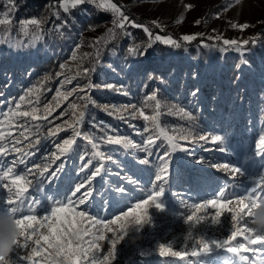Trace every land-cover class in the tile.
I'll return each mask as SVG.
<instances>
[{
	"label": "rangeland",
	"instance_id": "obj_1",
	"mask_svg": "<svg viewBox=\"0 0 264 264\" xmlns=\"http://www.w3.org/2000/svg\"><path fill=\"white\" fill-rule=\"evenodd\" d=\"M14 2L15 0H0V122H3L0 123V130L6 133L11 132L13 138L20 139L22 143L17 147H22L24 151L34 153V155L26 157V160L29 161L28 167H32L33 164H40L43 167L44 164L49 163L45 156L55 151L54 143H62L63 139L71 137L72 130L70 128L66 129L56 137H49V142H42L36 147H28V141L19 135L23 131L21 125L25 121L28 125L33 126L37 123L46 125L42 128V132L46 134L47 128L54 126L49 125L48 121H53L55 117L66 110L63 120H70L73 110L68 105L72 102L79 105L82 102L77 100L75 96L70 97L68 101H63L61 107L54 111L47 120L32 121L27 117L12 115L16 111L15 105L20 103L19 97L25 95L27 90L31 88L39 89V92L26 96V101L32 100L33 103L31 105L27 102L21 103L19 111H30L31 107H38L42 110L49 103L54 105L53 96L60 85V80L63 79V77L56 78L50 88V86L43 85L39 79L32 76L35 72L33 67L37 62V58L44 55L42 53L44 49L48 51L49 44L44 39H42L43 42L33 43L40 40V38L37 37L35 31H31L28 27L16 26L15 31L9 30L12 22L10 20L11 14L8 11L14 6ZM111 2L117 6H122L121 11L128 17H131L130 14L142 21L143 25L148 28H154L155 31H152L153 36L156 34L171 36L182 44L188 43L181 39L183 35H196L197 38L192 41L200 40V52L204 50L211 53L216 52V54L214 56L215 60H211L214 63L212 67L198 69L194 65L190 66L192 65L191 61L185 62L169 58L159 65L161 68L166 64L169 65V68L171 67L167 77L172 79L171 84L175 85L173 88H176L179 94L186 93L184 98L186 102L181 103L182 101L178 102L168 94L158 92L157 98L162 102L158 117L160 128L169 135H176L177 137L191 129L197 137V142L189 145L188 141L177 140L182 146L190 147L191 151L190 154H186L178 150L172 154L170 183L165 186L166 191L160 197V202L164 205L163 209H156L154 205H150V223L138 229L135 228L134 221L130 217L127 228L128 235L124 240L117 243L115 258L110 259L108 264H244L238 256L230 253L226 248L213 246L209 253H202L195 258L189 257L187 260H180L178 257L161 256L158 245L160 243H171L174 249L184 250L183 246L188 243L187 250L191 251L192 242H186L184 239L190 228L195 237L204 238L208 241L226 239L232 227L229 213L225 212L218 224L212 223L209 219L195 227L185 223L186 215L191 213L194 205L216 199L221 193H224L225 197L232 198L245 194L253 186L254 181L264 173V157H257L254 152L260 135L264 134V60L258 58V68H250L245 63L240 65L239 72L243 74L244 71H250L253 79L248 80V78L241 76L234 81L235 84H231L229 79L224 80L220 76L222 69L221 60H218V56L222 51L217 52V49L229 48L222 44V39L241 41L259 37L255 44L259 45V49H264V0H111ZM104 4L105 0H95V3L89 2L77 6L76 12L83 17L97 15L102 11L110 16L103 21V25L97 30L79 32V36L69 43L68 59L64 62V64L68 63L67 68L64 70L67 75H74L78 64L81 69L86 68L88 65L94 66L100 63L104 50L116 37L118 28L114 29L111 35L108 33L109 29L114 28V14L106 9ZM189 5L190 8L186 7ZM68 8L69 11L64 12L69 15L73 10L70 3ZM153 21L158 22L159 27ZM196 21H200V23L197 24ZM232 24H248L249 27L240 30L238 27L233 28ZM129 27L122 31L128 30ZM15 33L20 34V36ZM216 37L222 39L217 40ZM99 38L103 39L99 44L98 55H95L97 49L89 47V44ZM78 45L79 47H77ZM246 46H244L243 53L238 51V53H224L227 55L233 54L234 56L239 54L241 59L246 60L252 53V49ZM166 47L165 55H167V51L169 55L172 50L183 49L171 45ZM73 52L76 53V60L72 59ZM86 53L93 55H85ZM38 54L40 56L37 57ZM110 57H116L114 60L117 61L115 63V61L107 59L109 62L107 65L112 70L106 83L85 82L84 78L79 77L83 82L75 79L62 89V91H67L77 87V85L81 88L86 85H114L113 89L105 87L88 89L96 105H109L113 115L106 114L102 107L89 105L84 122L78 126L79 130L82 133L99 137L104 135V131L94 127L90 122L93 120L96 123L103 122L102 127L109 135L120 138L126 137L135 145L125 149L122 144L100 143L99 151L105 153L104 169L92 181L93 196L91 200L85 208L82 205L77 206V211L85 210L91 217L99 218L104 223L115 219L122 212L134 209L136 203L147 199L153 191L155 176L159 171V162L154 157L151 165L139 164V160L146 155L142 150L146 137L150 134L156 136L159 131L157 128L152 127L151 121L146 122L139 115V110L142 109L145 115H154L155 102L147 101L146 97L153 92H157L158 88L155 84L150 93L142 92L137 97L132 96L125 80H117L116 76L118 67L131 72L129 64L126 65L123 58L122 60L115 55ZM246 61L251 65L250 61ZM159 66H155V63L152 62L140 63L136 71ZM179 67H183L184 70L178 71ZM196 89L199 90L197 95L192 96L191 93ZM123 92H127L128 95H124ZM37 94L40 98L39 104L35 103ZM80 94L83 95V93ZM160 94L165 96L161 97ZM93 95L96 97H93ZM98 95H101L102 99H97ZM229 95L232 100L228 103L226 98H229ZM131 104H135L136 109L123 107ZM146 104L149 106H145ZM174 105L176 107H173ZM111 106H117L119 111L112 109ZM180 108L190 112L193 118H185L183 113L179 111ZM10 109L11 111H9ZM189 109L193 110L190 111ZM133 112H135V116L131 115ZM2 114L8 115L11 119L10 124ZM37 115H40V113H37ZM196 115H199V117L200 115L205 116L207 122L200 124ZM120 116H123L124 119H120ZM194 118L195 120H193ZM62 122L61 119L54 120V124ZM146 124L150 131L144 133L143 136L139 135L138 130L143 131ZM200 134L209 136L223 134L226 137L225 146L227 151H218L217 149L221 145L213 144L211 139L206 142L198 141ZM35 138L28 137L31 140ZM4 142L6 141H0V143ZM156 144L158 147L153 148V152L163 153L168 150V144L163 137L157 139ZM37 148L39 151H37ZM73 149L74 153L71 154L72 157H70L64 171L51 183L44 186V192L36 193L35 190L29 188L31 197L28 202L31 203L32 199H38L40 202L39 209L35 213L38 217L50 214L52 201L49 197L63 199L84 177L85 173L79 172V164L81 163L79 156L87 152L89 154L88 158H91L90 154L93 150L86 140L79 137L76 138ZM109 154L112 156L111 160L107 159ZM19 155V153L9 152L4 158L3 163L8 167H13V173H10V177L25 173V165L17 163L13 166L11 163ZM200 158L209 163H197ZM59 162L56 161V164ZM225 162L241 168V174H231L211 166L212 163L221 164ZM99 163H101L100 160L93 162L94 165ZM52 168L54 169L55 165ZM51 170L49 169V171ZM26 179L32 180L33 184L35 183L32 175L27 176ZM131 180H136L137 183L133 184L130 182ZM9 182V180L4 181V183ZM119 188H123L125 191L123 193L116 191ZM4 194H6V190L5 193L0 191V211L5 207L3 203ZM216 210V208L210 206L208 209L203 210L202 214H206L210 218ZM90 224L91 220L86 218L84 227L87 228ZM97 227L106 237L104 241H99L100 249L96 252V257L99 258L108 255L111 248L109 238H115L120 229L118 225L111 226L114 231H104L102 224ZM40 231L46 233L47 230L42 228ZM85 239H88V237H85ZM237 242L246 243L242 237H237L233 241V245ZM34 246L31 245L28 249H20V255H28L31 247ZM251 247L256 248L259 246L252 245ZM242 254L249 257L253 256L251 251ZM21 264H27V262L21 261ZM36 264H42L39 257L36 258Z\"/></svg>",
	"mask_w": 264,
	"mask_h": 264
},
{
	"label": "snow or ice",
	"instance_id": "obj_2",
	"mask_svg": "<svg viewBox=\"0 0 264 264\" xmlns=\"http://www.w3.org/2000/svg\"><path fill=\"white\" fill-rule=\"evenodd\" d=\"M89 2L95 3V0H63V3L60 4V8L63 11L68 12L69 3L74 8ZM104 7L114 14V28L108 30L109 35H111L116 28L124 30L128 26H131L134 28H143V31L149 37L148 43L143 49H141V46L138 44L130 47L128 50L130 56L135 57L137 55H146L147 48L152 47L153 40L162 42L164 45H171L176 48L181 47V44L171 36H161L159 34L153 36V33L146 25L137 24L135 21L131 20L121 11L122 6H117L115 3H112L111 0H105ZM186 7L190 8L191 6L189 5ZM56 15L58 16L59 12H57ZM24 23L31 24L39 29L42 26L43 21L38 18H32ZM153 23L159 27L158 22L153 21ZM196 23L199 24L200 21H196ZM59 27L60 26H57V30H59ZM232 27H238L240 30H244L249 27V25L232 24ZM127 35L130 36L131 33H127ZM196 38V35H183L181 37L185 42H190ZM102 39L103 38H99L97 41L89 44V47L97 49L95 55H98V48ZM216 39L221 40L222 38L216 37ZM257 39H259V37L243 39L241 41L236 39H222V44L229 48L234 47L235 50L243 53L244 46L249 45L250 43H255ZM77 47H79V45ZM85 55L93 54L86 53ZM72 59H77L75 52H73ZM242 63H247V61L242 60ZM59 67L61 71L56 75L57 78L63 77V79L60 80V85L57 87L53 96V101H55L54 105L49 103L45 105L42 110L38 107H31L30 111H19L21 103L27 102L29 105L33 103L32 100L26 101V96H31L39 92V89L31 88L27 90L25 95L19 97L20 103L15 105L16 111L12 113L13 116L27 117L32 121L47 120L54 111L61 107L62 102L68 101L70 97L75 96L77 100L82 102L79 105L75 102L68 105V107L73 110L71 112L70 120H63V117L67 112L66 110L54 118V120L61 119L63 121L62 123L54 124V120L48 121L49 125L54 126L48 127L46 134L42 132V128L46 127V125L40 123H37L34 126L28 125L27 121L21 125L23 131H21L19 135L28 141V147H36L42 142H49V137H56L61 131H65L66 129L70 128L72 130L71 137L63 139L62 143H54L55 151L45 156V159H47L49 163L44 164L43 167H41L40 164H33L32 167H28L27 165L29 161L26 160V157L34 155V153L24 151L22 147H17L22 141L13 138L11 132L6 133L5 131L0 130V141H6L0 143V191L5 193L6 190V194H4L3 198L5 207L0 211V216L12 219L20 233L7 261L0 260V264H21V261L27 262V264H36L37 257L41 259L42 264H108L110 259L115 258L117 243L124 240L128 235L127 228L130 223L129 218L131 217L132 221H134L136 229L142 228L150 223V205H154L156 209H163L164 205L160 202V197H162L166 191L165 186L170 183L172 154L178 150L186 154H190L191 151L190 147L182 146L177 140L188 141L189 145L197 142V137L193 134L191 129L177 137L176 135H169L166 131L160 128L158 117L160 115L159 109L162 107V102L157 98L156 92L151 93L146 97V100L155 102L154 115H145L142 109L139 110V115L142 116L146 122L151 121L152 127L157 128L159 131L156 136L150 134L146 137L142 148L146 155L143 159L139 160V164L145 166L151 165L153 157L159 162V171L155 176L153 191L148 195L147 199H143L139 203H136L134 209L122 212L120 215L116 216L115 219L106 223L99 218L91 217L85 210L77 211V206L82 205L85 208L87 203L91 200L93 196L92 181L95 177L99 176L102 169H104L103 160L105 159V153L99 151L100 143L103 142L114 145L122 144L125 149L134 147L135 145H133L132 141L126 137L120 138L109 135L102 127L103 122L96 123L94 120L90 122L94 127L104 131V135L102 136L94 137L88 133H82L79 130L78 126L84 122L89 105L102 107L106 114L113 115V111L110 110L109 105H96V102L92 99L88 89L99 87L113 89L115 86L112 84L86 85L81 88L77 85L75 88L62 91L65 85L71 84L73 80L77 79V77H86L87 74L90 71H94V69L83 68L81 71L80 65L78 64L75 75H67L64 71L67 68V65L60 64ZM198 91V89L194 90L191 95L196 96ZM80 93H83V95ZM123 94L128 95L127 92H123ZM39 99V95L37 94L35 99L36 104H39ZM145 106L149 105L146 104ZM123 107L136 109L135 104ZM173 107L176 106L174 105ZM111 108L115 109L117 112L119 111L117 106H111ZM77 109L79 110L77 111ZM9 111H11V109ZM169 111H171V109H169ZM179 111L183 113L185 118H193L192 114L185 111V109L180 108ZM37 113H40V115H37ZM2 115L5 116V120L10 124L11 119L8 115ZM131 115L135 116V112ZM119 118L124 119L123 116H120ZM149 131L150 129L146 124L143 131L138 130V134L143 136L144 133H148ZM30 136L36 138L34 140L28 139ZM77 137L86 140L87 144L91 145L93 150L90 154L91 158H88L89 154L87 152L80 154L79 156V161L81 162L79 164V172L85 173V175L80 182L74 186L70 194L66 195L63 199H52L49 197L52 201L50 214L38 217L35 213L39 209L40 202L38 199H32L31 203L28 202V199L31 197L29 188L35 190L36 193L44 192V186L51 183L64 171L66 164L69 163V159L72 157L71 154L74 153L73 145L76 143ZM161 137L167 142L168 150L163 153L153 152L152 149L158 147L156 144L157 139H160ZM209 139H211L213 144L221 145V147L217 149L218 151H227L225 146L226 137L223 134H212L210 136L200 134L198 136V141L206 142ZM37 151H39L38 148ZM9 152L20 154L11 163L13 166L17 163L25 165L26 170L23 175L15 174L10 177V173H13V167H8L3 163L4 158ZM254 152L255 156L264 157V134L260 135ZM107 159L111 160L112 156L110 154L107 155ZM96 160H100L101 163L94 165L93 162ZM56 161L60 162L56 164ZM197 163L206 164L209 162L200 158L197 160ZM53 165H55L54 169L52 168ZM211 166L235 175H240L242 171L241 168L227 162L221 164L212 163ZM49 169L52 170L49 171ZM29 175L33 176L35 180L34 184L32 180L26 179ZM5 180H9L10 182L4 183ZM130 182L133 184L137 183L136 180H131ZM14 188L16 189L15 191L13 190ZM116 191L123 193L125 189L119 188L116 189ZM261 203H264V173L254 181L253 186L246 191L245 194L232 198L225 197L224 193H221L216 199L207 200L203 203L194 205V209L191 213L186 215L185 223L195 227L209 219L212 223L218 224L224 213H229L231 215L232 227L230 234L226 239H213L208 241L204 238L195 237L190 228L184 239L186 242H192L191 251L187 250L189 247L188 243H185L183 246L184 250L174 249L171 243H160L158 245L159 254L161 256H172L178 257L180 260H187L189 257L195 258L202 253H209L212 247L215 246L216 248H226L230 253L238 256L239 260L244 262V264H264V233H258L253 224V209L258 207ZM210 206L217 210L214 215L209 218L206 214H202V212ZM86 218L91 220V224L87 228L84 227V221ZM101 224L104 231H114L111 226L118 225L120 232L115 238H109L111 248L108 255H103L97 258L96 252L100 249L99 241H104L106 239L103 232L97 227ZM42 228L47 230L46 233L40 231ZM93 229L96 230L94 231ZM85 237H88V239H85ZM237 237H242L243 241L246 243L237 242L233 245V241H235ZM31 245L35 246L31 247L30 253L21 256L19 250L28 249ZM252 245H258L259 247L253 248L251 247ZM249 251L253 253L252 257L242 254Z\"/></svg>",
	"mask_w": 264,
	"mask_h": 264
},
{
	"label": "trees",
	"instance_id": "obj_3",
	"mask_svg": "<svg viewBox=\"0 0 264 264\" xmlns=\"http://www.w3.org/2000/svg\"><path fill=\"white\" fill-rule=\"evenodd\" d=\"M61 1L63 0H15L14 6H12L8 11L11 14L10 20L12 22V25H10L11 29L8 28L9 30L12 32L15 31L16 26H21L22 28L28 27L31 31H35L37 37L40 38V40L34 41L33 43L38 41L43 42L44 40L48 41L47 43L49 44V49L48 51L45 49L42 51V53H44L42 57H38L40 54L37 55V62L33 67L35 72L32 76H35L40 80V82H42L43 85L50 86V88L54 80L57 78L56 74L61 71L59 67L60 64H64V62L68 59L69 43L79 36V32L84 33L97 30L103 25V21L110 16L108 13L102 11L97 15L83 17L80 13L76 12L77 6L74 7L68 15L60 8ZM57 12H59L58 16L56 15ZM129 16H131L129 18L137 24H144L134 16L130 14ZM32 18H38L43 21V24L39 29L31 24L24 23ZM57 26H60L59 30H57ZM149 29L151 32L155 31L154 28L149 27ZM127 33H131V35L129 36ZM18 35L20 36V34ZM148 40L149 37L143 31V28H134L130 26L128 30L125 31L117 29L116 37H114L104 50L101 62L94 66L88 65L86 68L94 69V71H90L86 77L81 76V78H84L85 82L94 81L101 84L106 83L110 78L109 74L112 70L110 66L107 65L109 63L107 59L115 61L114 58L116 57H110L111 55H115L121 59L123 58L124 60H122L126 63V65L129 64L131 72L118 67L116 76L118 78L117 80H125V84L130 90V94L132 96L137 97L142 94V92L150 93L156 84L158 88V91L156 92L157 94H159L158 92H161L163 94H168V96L173 97L178 100V102H186V100H184L186 93H177V89L173 88L175 85L171 84L173 82L172 79L167 77V73L171 71V67L169 68V65L166 64L163 68H161L159 65L166 62L169 58L172 60H183L185 62L191 61L192 65L190 66L194 65L198 69L203 67H212L214 66V63H212L211 60H215L214 56L216 52L211 53L210 51L204 50L200 52L199 44L201 43L200 40H196L188 43H182L181 48L183 49L172 50L169 55L167 51V55H165V48H167V45L153 40L152 47L147 48L146 55H137L135 57L129 55L128 50L130 47L138 44L141 46V49H143L148 43ZM246 47L252 49V53L251 56L246 59L250 61L251 65L248 63H245V65L250 68H258L259 65L257 60L258 58L264 60V49H259V45L255 43H251ZM220 49L221 50L217 49V52L222 51L218 56V60H221V78L224 80L229 79L231 84H235L234 81L241 76L248 78V80L253 79V76L250 75V71H244L243 74L239 72V66L243 64L242 60H244L241 59L239 54L234 56L233 54L227 55L224 53H238L237 50L232 48ZM145 62L155 63V66L159 67L136 71L138 64ZM65 64L67 65L68 63ZM80 70L82 71L83 68ZM182 70H184L183 67L178 68V71ZM81 78L77 77V80L82 81ZM160 96L164 97L165 95L160 94ZM93 97L96 96L93 95ZM97 99H102V96L98 95ZM226 100L229 103L231 102L232 97L229 95V98L227 97ZM189 110L191 111L193 109ZM193 120H195V118ZM197 121H199L200 124H203L204 122H207V118L203 115H200V117L198 115Z\"/></svg>",
	"mask_w": 264,
	"mask_h": 264
},
{
	"label": "clouds",
	"instance_id": "obj_4",
	"mask_svg": "<svg viewBox=\"0 0 264 264\" xmlns=\"http://www.w3.org/2000/svg\"><path fill=\"white\" fill-rule=\"evenodd\" d=\"M253 224L258 233H264V203L253 209ZM19 234L12 219L0 216V260L7 261Z\"/></svg>",
	"mask_w": 264,
	"mask_h": 264
}]
</instances>
